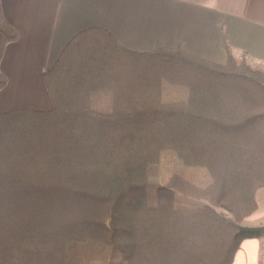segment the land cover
<instances>
[{"label": "trees", "instance_id": "trees-1", "mask_svg": "<svg viewBox=\"0 0 264 264\" xmlns=\"http://www.w3.org/2000/svg\"><path fill=\"white\" fill-rule=\"evenodd\" d=\"M18 38L0 0V63ZM223 47L220 65L75 34L43 74L51 109L0 113V264H232L261 234L238 226L264 187V66ZM167 152L209 182L173 175L150 206Z\"/></svg>", "mask_w": 264, "mask_h": 264}, {"label": "crops", "instance_id": "crops-1", "mask_svg": "<svg viewBox=\"0 0 264 264\" xmlns=\"http://www.w3.org/2000/svg\"><path fill=\"white\" fill-rule=\"evenodd\" d=\"M5 19L19 38L4 49L0 70V113L47 111L52 105L43 83L69 40L78 32L108 30L125 48L149 52L157 42L223 65L226 41L234 58L264 63V0H1ZM247 228L261 237L244 239L232 264H264V187Z\"/></svg>", "mask_w": 264, "mask_h": 264}, {"label": "rangeland", "instance_id": "rangeland-1", "mask_svg": "<svg viewBox=\"0 0 264 264\" xmlns=\"http://www.w3.org/2000/svg\"><path fill=\"white\" fill-rule=\"evenodd\" d=\"M240 59L242 58H237V60H240ZM249 64L254 67H259V68L264 66V63L254 65L249 62ZM182 93L183 94H178L176 97L179 99H185L186 93L185 92H182ZM148 172H149L148 203L150 206H153L155 204L157 186L163 185L167 181V179L173 175L182 176L188 179L189 181L197 185H200V186H205L209 182L208 175L203 169L190 168V167L183 165L181 161L176 157V155L171 152L163 153L162 157L160 158L159 163L157 165H151L149 167ZM248 217L243 218L241 221V225L238 227H247L248 225H247L246 219ZM261 231L262 230H259L257 232L259 234L261 233L258 237H261L263 235ZM249 233H253V232H249Z\"/></svg>", "mask_w": 264, "mask_h": 264}, {"label": "water", "instance_id": "water-1", "mask_svg": "<svg viewBox=\"0 0 264 264\" xmlns=\"http://www.w3.org/2000/svg\"><path fill=\"white\" fill-rule=\"evenodd\" d=\"M239 232H253V233H257L259 231V229L257 228H247V227H238Z\"/></svg>", "mask_w": 264, "mask_h": 264}]
</instances>
